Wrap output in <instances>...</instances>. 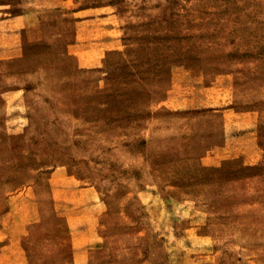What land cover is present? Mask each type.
Segmentation results:
<instances>
[{
    "label": "rangeland",
    "instance_id": "rangeland-1",
    "mask_svg": "<svg viewBox=\"0 0 264 264\" xmlns=\"http://www.w3.org/2000/svg\"><path fill=\"white\" fill-rule=\"evenodd\" d=\"M66 1L0 54V264H264V0ZM182 80L257 120L259 158L208 162Z\"/></svg>",
    "mask_w": 264,
    "mask_h": 264
},
{
    "label": "crops",
    "instance_id": "crops-1",
    "mask_svg": "<svg viewBox=\"0 0 264 264\" xmlns=\"http://www.w3.org/2000/svg\"><path fill=\"white\" fill-rule=\"evenodd\" d=\"M41 2V6H47L49 10L48 13H52V19L50 18L49 21L44 20L45 17L41 13V11L43 10H41L40 8L23 10V12L18 13L16 15H9L7 11H0V45L4 44L5 46L7 44L10 46V44L14 43L18 45L17 42H19V45L17 47L18 52L11 53L6 50H1L0 54L20 55L21 50L19 46L21 39H24V33H28V31H34V27L44 30V27L48 24L49 31L52 32V40H56L55 36L58 32L57 24L59 22H64L63 24H61V28L59 29L60 32H67V29L69 30V28L71 27V22H66L67 20L65 21L62 18L57 19V16L59 15V13H62V11L64 14H67L66 11L69 10H67V7H69L67 1L41 0ZM54 13H56V18L53 15ZM80 25L83 26V21H80ZM79 28L80 30H78L77 33L78 40H82V36L80 35L83 32L82 27ZM75 45L71 44L70 47L73 48V46ZM1 49H5V47H1ZM90 52H95V54H101V49L99 46H96L93 47L91 50H78L76 52V55H80L79 57L82 58ZM85 61L86 63H82V66L92 67L97 65L96 63L90 64L91 61L89 60L88 62L87 60ZM173 85L176 87V89L174 94L170 97V100H172L171 102L177 103L176 115L178 119H180L182 116L186 118L196 116L197 119H205L206 117L210 118L214 116V118L218 120L217 127L214 128V126L211 124V127L208 131V137H210V140L214 138V141H205L206 143L204 151L205 153H207L206 159H208L209 163L219 164L227 158L239 156L241 154H246V157H248V155H250V157H255V155L258 156L257 153L260 152V147L258 145L257 120L255 124L249 123V115L245 111H240L239 109L234 108L233 105H230L231 101L229 103H214L208 101L206 105L202 104L199 106L198 103L196 104V102L197 100L200 101V98L202 97H200L199 95L196 96L192 94L190 90H185V87L187 86V82L185 80L176 82ZM212 85L220 87V85L216 83ZM217 91H220V88H218ZM208 95H211V93H206V96ZM220 96L221 94L213 96L214 101L219 100ZM192 133L193 129H188L187 132L183 131L182 135L192 137L190 135ZM257 158H259V156Z\"/></svg>",
    "mask_w": 264,
    "mask_h": 264
}]
</instances>
